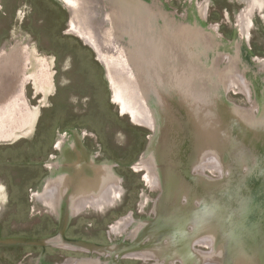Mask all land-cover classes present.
<instances>
[{"label":"rangeland","instance_id":"374dc122","mask_svg":"<svg viewBox=\"0 0 264 264\" xmlns=\"http://www.w3.org/2000/svg\"><path fill=\"white\" fill-rule=\"evenodd\" d=\"M84 1L96 11L92 26L105 39V53L117 57L120 49L131 50L129 35L113 31L107 18L116 0ZM143 1L157 12L162 27L167 24L176 30L188 25L203 31L204 47L193 44L190 50L199 55L201 65L214 72L215 80L230 76L232 83L227 90L222 88L219 97L221 107L260 118L264 111V8L260 10L259 2ZM244 11L252 23L249 30L239 24ZM71 21L72 12L61 0H0V62L6 64L12 56L23 58L21 51L27 52L26 78L11 90L29 121L25 128L14 129L12 137L0 138V264H67L72 258L97 259L104 264L115 261L112 256L47 244V239L62 235V223L36 195L49 178L61 173L55 165L69 162L73 151L84 152L97 166L110 167L120 180L122 195L114 206L87 207L70 219L63 232L68 238L93 239L105 247L130 246L139 221H148L151 241L159 234L158 246L173 241L180 244L202 234L207 204H212L211 193L218 190L214 250L197 243L194 249L217 251L218 264H264V229H257L258 248L246 258L234 221L238 212L242 228L243 214L255 195L260 202L264 200V144L259 139L250 141L251 137L240 144L237 133L228 132L217 171L208 158L201 162L203 142L194 140L190 129L183 127L180 145L173 142L166 126L173 116H168L169 109L157 95L151 93L147 98L155 127L135 123L114 101L107 69L96 51L70 31ZM131 66L134 76L136 69ZM3 92L0 89V101ZM61 142L64 149H57ZM143 157L150 160L148 171L137 168ZM166 190L168 200L164 199ZM62 208L65 217L67 206ZM129 216L131 226L115 232ZM147 238L144 243L151 245ZM190 256L191 264L200 263L199 257ZM116 260L118 264H155L134 257Z\"/></svg>","mask_w":264,"mask_h":264},{"label":"bare ground","instance_id":"6f19581e","mask_svg":"<svg viewBox=\"0 0 264 264\" xmlns=\"http://www.w3.org/2000/svg\"><path fill=\"white\" fill-rule=\"evenodd\" d=\"M61 1L70 8V0ZM74 2L81 12V16L78 14L82 22L80 37L97 52L99 59L107 69L109 79L114 80L112 83L114 101L120 105L124 114L130 113L136 123L149 128L155 127L153 115L147 105V98L151 93L157 95L161 98L162 104L167 106L166 111L169 109L168 116L170 114L173 116L174 120L166 125L170 130V136L174 138L173 142L180 145L184 130L189 131L190 129L193 139L203 142L199 151L201 162L208 158L207 161L212 164L211 168L217 171L220 165L218 155L222 152V146L226 144L225 140L230 136L229 133H237L240 144L242 141H249L250 137V141L255 142L259 139L264 144V111L260 118L256 119L245 112L228 111L226 107H221L219 97L222 88L227 90L228 84L232 83L230 76L226 74L224 80L220 77L215 80L214 72L200 64L201 61L196 52H191L190 48L193 44L198 47L203 46V31L188 25H183L176 30L170 29L167 24L162 27L157 12L143 0H116L107 18L112 24L113 31L129 35L133 48L131 50L120 49L117 57H109L104 49L105 39L95 33L92 26L96 11L94 12L84 0H74ZM21 52L23 58L9 56L6 64L0 62V89L4 91L1 93L3 100L0 101V138L6 139L8 135L12 137L14 129H23L29 123L28 113L22 105H19L17 98L13 100L14 90H11L14 85H18L26 78V67L23 63L27 52L26 54L24 51ZM131 64L136 69L134 76L131 74L133 69ZM231 72L234 73L235 70L232 69ZM39 79H41L40 76ZM77 149L80 150L81 147ZM150 164V160L143 157L141 169L145 168L148 171ZM66 165L68 169L62 172L69 175L62 173L63 176L57 175L53 181L57 179L62 183H67L69 191L77 199L79 209L74 211V217L82 209H86V204H89V207L103 209L114 206L121 197L120 180L116 174L111 172L110 167L95 164L88 166L76 151H73L71 160ZM147 180L152 183L156 182L150 176H147ZM167 192L168 190L164 195L166 200L170 198ZM211 194L209 196L213 201L211 200L212 204L206 202L208 208L206 207L205 210L202 234L200 233L201 235L199 234L195 239L183 240L180 244L173 241L169 246L168 243H161L158 246L161 238L159 234H156L157 239L154 237L151 241L149 237L147 238V230L152 225L148 221H139L133 231L130 246L105 247L83 241H70L63 235L65 227H62V235L46 241L47 244L50 243L56 247L99 253L104 257L112 256L115 260L105 264H118L116 259L138 256L142 252L154 254L155 258L160 259V262L164 261L165 264H176L177 261H181V264H191L190 255H195L196 259L199 257L200 263L195 264H218L220 261L218 252L213 251L218 237V190ZM257 198L256 194L248 209L245 210L241 220L242 228L239 227L237 221L238 212L234 217L237 231L240 234L238 240L245 248L243 256L246 258H249L258 248L257 229L259 231L264 229V221H261V218H264V200L260 202ZM259 198H263V195ZM62 212L59 211L58 214ZM155 212L160 214L158 208ZM130 224L131 219L127 226ZM178 228L177 226L176 232ZM146 238L150 240L151 245H145ZM196 243L203 247H211L213 252L203 253L195 250ZM67 264L104 263L97 259H72Z\"/></svg>","mask_w":264,"mask_h":264},{"label":"flooded vegetation","instance_id":"af4514ba","mask_svg":"<svg viewBox=\"0 0 264 264\" xmlns=\"http://www.w3.org/2000/svg\"><path fill=\"white\" fill-rule=\"evenodd\" d=\"M259 1H260L259 6L262 7L264 0H257V2H259ZM70 2H71L70 8L68 7L72 12V21H71L70 31L72 29H74L71 32L74 34L80 35L82 22H81V18L78 16V14L81 16V12L78 10V8L76 6V2H74V0H70ZM239 24L241 27L247 26L248 30L251 29L252 23H249L248 13L241 15V18L239 17ZM111 79H112V76H111ZM112 80H111V82L113 83L114 80L113 81ZM64 147H65L64 142H61L58 144L57 149H60V148L64 149ZM78 154L80 156H82V160L83 161L85 160L88 166H89V164L94 165L93 160L92 159L90 160L89 158H87V156L85 155L84 152L82 154H80V153H78ZM91 161H92V163H90ZM66 163L64 165H60V167L57 164L56 165L54 164L56 167V171L61 172V174H59L61 176H63L62 171H64L65 169L66 170L68 169ZM141 166L142 165H140V167H137V168L140 169ZM61 169H63V170H61ZM63 174H66L67 176L69 175L68 173H63ZM55 181H57V182L55 183ZM36 197L38 198V200L40 202L44 203L45 206H47L51 211H53L59 217V219L62 223V227H65V228H66L69 220L74 217L73 216L74 211L79 209L77 199L73 196V193H71L69 191L68 184L62 183L57 179H54V181H53V178H49L46 181V184H45L42 192L38 193L36 195ZM68 197H69V200L67 199ZM65 205L67 206L68 211H67V216L64 217L63 212L60 215L58 214V212L62 211V209H63L62 207H65ZM82 206H84V204ZM87 207H89V204H86L85 208H87ZM82 211H84V209H82L81 212ZM130 219H131V224H132L133 218H132V216H129L128 218H125L124 220H122L121 223L118 224V227H116V229H115L116 231L115 230L114 231L117 232L122 228L127 229L128 227H130L131 224L129 226H127V223L130 221ZM109 227H110V225H109ZM64 236H65V238H67L70 241H86L87 240V239L85 240L83 237H81V239H79V238H74V239L71 238L70 239L66 235H64ZM94 241H95V243H97L96 240H94ZM94 241H91L90 243H93ZM87 242H88V240H87ZM145 245H147V244H145ZM134 258L140 259V261L141 260L142 261H154L155 264H165L164 261L160 262V259L155 258L154 254H148L146 252H142L140 255L134 256ZM72 259H74V258H72ZM72 259H70V260H72ZM178 263H176V264H178Z\"/></svg>","mask_w":264,"mask_h":264},{"label":"crops","instance_id":"0c3cea01","mask_svg":"<svg viewBox=\"0 0 264 264\" xmlns=\"http://www.w3.org/2000/svg\"><path fill=\"white\" fill-rule=\"evenodd\" d=\"M251 3H255V4H256V3H258V2H257V0H251L250 4H251ZM259 3H260V1H259ZM259 3H258V4H259ZM263 4H264V2H263ZM256 5H257V4H256ZM263 7H264V5H262V7H261L260 10H262ZM205 11H206L205 8L202 9L203 16H204ZM244 12H245V13H248L247 11H244ZM244 12L242 13V15L245 14ZM240 18H241V16H240ZM91 225H92V227H93V224H91ZM117 227H118V226H117ZM79 239H81V238H79ZM85 240H86V239H85ZM87 240H88L89 243H90L91 241H94L93 239H87ZM87 240H86V241H87ZM96 242H97V241H96ZM93 244L100 245V246H104V245H105L104 242H103V243H102V242H101V243H99V242L95 243V241L93 242Z\"/></svg>","mask_w":264,"mask_h":264},{"label":"water","instance_id":"95a60500","mask_svg":"<svg viewBox=\"0 0 264 264\" xmlns=\"http://www.w3.org/2000/svg\"><path fill=\"white\" fill-rule=\"evenodd\" d=\"M97 53V52H96ZM108 79H109V76H108ZM110 80V79H109ZM110 83H111V86H112V82H111V80H110ZM112 90H113V88H112ZM113 99H114V97H113ZM127 114H129L130 115V117L132 118V115L130 114V113H127ZM132 121H134L133 120V118H132ZM75 242H78V241H75ZM84 242V241H83Z\"/></svg>","mask_w":264,"mask_h":264}]
</instances>
